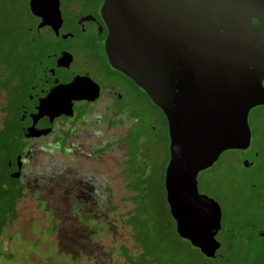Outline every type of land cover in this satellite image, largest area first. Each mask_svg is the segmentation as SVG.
Returning <instances> with one entry per match:
<instances>
[{
	"label": "water",
	"instance_id": "95a60500",
	"mask_svg": "<svg viewBox=\"0 0 264 264\" xmlns=\"http://www.w3.org/2000/svg\"><path fill=\"white\" fill-rule=\"evenodd\" d=\"M101 11L108 61L166 118L163 184L176 231L212 258L220 208L197 175L247 145L248 112L264 104V0H104Z\"/></svg>",
	"mask_w": 264,
	"mask_h": 264
},
{
	"label": "flooded vegetation",
	"instance_id": "af4514ba",
	"mask_svg": "<svg viewBox=\"0 0 264 264\" xmlns=\"http://www.w3.org/2000/svg\"><path fill=\"white\" fill-rule=\"evenodd\" d=\"M103 2L0 0V6L12 14L14 28L19 29L17 38L13 37L15 61L21 55L22 61L31 60L25 77L4 76L12 90L9 104L22 129L14 158L6 167L15 178L24 180L29 167L46 162L42 157L55 151L78 163L90 161L83 152L98 145L100 137L109 138L107 132L117 125L115 120L156 113L163 116L167 127L164 114L145 91L108 61ZM251 21L259 24L254 17ZM91 119L95 120V135ZM247 123V145L222 151L197 175L198 185L201 172L214 171V182H204L216 187L217 194L200 192L220 208V228L215 234L218 247L211 258L215 264H264V104L249 110Z\"/></svg>",
	"mask_w": 264,
	"mask_h": 264
},
{
	"label": "rangeland",
	"instance_id": "374dc122",
	"mask_svg": "<svg viewBox=\"0 0 264 264\" xmlns=\"http://www.w3.org/2000/svg\"><path fill=\"white\" fill-rule=\"evenodd\" d=\"M8 12L0 6V124L4 128L13 119L17 133L21 121L9 104L12 90L4 76L25 77L31 60L21 55L15 61L19 29ZM90 123L95 135V120ZM115 123L109 138L83 152L88 162L55 151L42 157L44 164L29 167L24 180L0 172V264H215L177 233L169 214L163 116ZM213 173L199 174V191L217 194L204 182H214Z\"/></svg>",
	"mask_w": 264,
	"mask_h": 264
},
{
	"label": "trees",
	"instance_id": "16d2710c",
	"mask_svg": "<svg viewBox=\"0 0 264 264\" xmlns=\"http://www.w3.org/2000/svg\"><path fill=\"white\" fill-rule=\"evenodd\" d=\"M13 123L14 121L12 119L11 124L4 128H1L0 124V172L2 175L5 173L4 171L6 170L7 162L12 157V154L16 152L19 139H21V131L18 130L16 133ZM210 260L214 263L211 258Z\"/></svg>",
	"mask_w": 264,
	"mask_h": 264
}]
</instances>
